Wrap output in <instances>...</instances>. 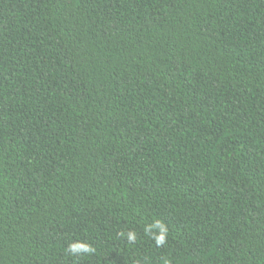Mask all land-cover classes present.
<instances>
[{"label":"trees","instance_id":"obj_1","mask_svg":"<svg viewBox=\"0 0 264 264\" xmlns=\"http://www.w3.org/2000/svg\"><path fill=\"white\" fill-rule=\"evenodd\" d=\"M0 264H264V0H0Z\"/></svg>","mask_w":264,"mask_h":264},{"label":"clouds","instance_id":"obj_2","mask_svg":"<svg viewBox=\"0 0 264 264\" xmlns=\"http://www.w3.org/2000/svg\"><path fill=\"white\" fill-rule=\"evenodd\" d=\"M157 228L159 229L158 233H154L152 229H157ZM144 231L152 239H154L157 246H161L166 242L168 227L165 225L163 221L159 219L155 220L151 225L146 226ZM136 238H137V234L135 231H129L127 233V239L129 242H135ZM66 251L72 256H77L80 254L94 253L95 248L87 242H82L77 240L70 242L67 246Z\"/></svg>","mask_w":264,"mask_h":264}]
</instances>
